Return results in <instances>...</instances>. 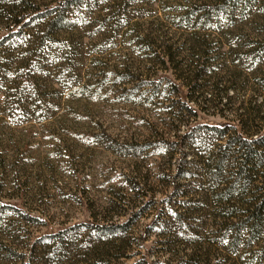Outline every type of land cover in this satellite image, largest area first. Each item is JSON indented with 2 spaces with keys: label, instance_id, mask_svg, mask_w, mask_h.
<instances>
[{
  "label": "rangeland",
  "instance_id": "rangeland-1",
  "mask_svg": "<svg viewBox=\"0 0 264 264\" xmlns=\"http://www.w3.org/2000/svg\"><path fill=\"white\" fill-rule=\"evenodd\" d=\"M66 8L61 28L43 15L0 46V264H41L57 243L34 239L69 227L57 264H93L88 223L125 226L113 264H264V218L252 237L215 195L237 180L229 140L264 132V0ZM225 122L238 130L209 128ZM253 179L242 210L264 193Z\"/></svg>",
  "mask_w": 264,
  "mask_h": 264
},
{
  "label": "trees",
  "instance_id": "trees-1",
  "mask_svg": "<svg viewBox=\"0 0 264 264\" xmlns=\"http://www.w3.org/2000/svg\"><path fill=\"white\" fill-rule=\"evenodd\" d=\"M77 0H64L58 6L46 11H41L39 7L35 6L32 0H0V31L3 29L1 23L6 20L5 30L0 32V46L5 40L12 38L13 35H19L22 30L27 27L31 22L41 16H52L48 23L49 29L61 28L65 21L66 7L75 3ZM242 0H229V3L234 7L240 4ZM245 1V0H243ZM198 82V78H195ZM198 86H194L192 91H196ZM213 95L210 98L205 96L204 101H213ZM196 128V125L192 129ZM217 136L223 138L229 129H237L238 125L230 122H225L219 125L210 126ZM238 130V129H237ZM237 146L235 152L238 163L234 167V175L237 178L234 184L230 185L227 190H222L220 193L215 194L217 201L223 204L225 208L220 214L224 221L233 220L234 218L241 219V222L236 224L247 225L252 237L261 234L262 222L264 218V193L254 203L249 202L248 207L242 210L239 206V201L246 195V188L249 183L262 174L264 177V132L256 134V138H249L243 133L238 136H233L226 148ZM220 150V149H219ZM225 150V149H224ZM221 151V150H220ZM224 151L218 152L220 157H224ZM231 155V154H230ZM219 168V165H217ZM219 175L215 176L216 184H218ZM251 203V204H250ZM89 227L93 230L90 240L84 244L85 254L88 257H93V264H113L111 253L115 250L116 253H121L122 248L116 245L119 241L121 233L125 231V226L120 224H94L88 223ZM226 227H231V224H226ZM75 227L60 228L54 231L47 232L38 236L33 241V246L37 242L42 243L43 238H53L57 245L53 250V243L48 244L47 241L43 243V257L40 261L41 264H57L58 260L61 262L65 259L67 250H74L78 241L74 232ZM50 240V239H49ZM44 242V241H43ZM94 248H91V247ZM117 255V254H116ZM62 259V260H61ZM90 258H88L89 260ZM33 255L29 256L24 264H33Z\"/></svg>",
  "mask_w": 264,
  "mask_h": 264
}]
</instances>
